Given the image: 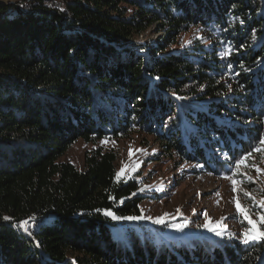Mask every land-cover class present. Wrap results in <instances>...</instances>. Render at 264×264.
Instances as JSON below:
<instances>
[{
    "label": "trees",
    "instance_id": "16d2710c",
    "mask_svg": "<svg viewBox=\"0 0 264 264\" xmlns=\"http://www.w3.org/2000/svg\"><path fill=\"white\" fill-rule=\"evenodd\" d=\"M52 1L0 5V264H264V240L164 242L141 205L168 193L121 175L114 151L62 161L78 139L133 135L193 176L259 159L264 0Z\"/></svg>",
    "mask_w": 264,
    "mask_h": 264
},
{
    "label": "rangeland",
    "instance_id": "374dc122",
    "mask_svg": "<svg viewBox=\"0 0 264 264\" xmlns=\"http://www.w3.org/2000/svg\"><path fill=\"white\" fill-rule=\"evenodd\" d=\"M29 1L31 0H8L10 4H22L23 8H27ZM159 37L161 33H157L152 27L136 35L134 43H152ZM147 140L141 135H133L128 139L99 141L95 145L78 139L70 146L62 161H69L83 169L86 153L95 147H104L117 154V167L121 175H140V179L145 182L144 191L147 194L167 192L168 197L160 201H145L141 205L142 222L151 226L169 223L166 236H161L164 242L194 237L199 229L211 237L236 234L243 238L245 230L250 226L237 212V198L242 207L251 210V219L256 222L250 235L264 232V224L259 222L256 215L264 214V208L259 206L260 201L264 200V171H256V167L264 170V145L260 158L242 164L233 176L215 177L193 176L189 172L192 170L191 165L176 164L168 160L159 153L155 143ZM233 180L236 181V191H233ZM209 219L212 222L210 226L216 228L221 235L203 227ZM158 220L162 222L158 223Z\"/></svg>",
    "mask_w": 264,
    "mask_h": 264
},
{
    "label": "snow or ice",
    "instance_id": "6c2138e0",
    "mask_svg": "<svg viewBox=\"0 0 264 264\" xmlns=\"http://www.w3.org/2000/svg\"><path fill=\"white\" fill-rule=\"evenodd\" d=\"M226 54H227V53H226ZM259 143H260L261 145H264V139H261V140L259 141ZM254 151H256V152H260L261 149H260L259 147H256V148H254ZM251 155H252V152L250 151V152L247 154V156H245V157H243V158H241V159H238V160L236 161V168H237V170H239L240 166H241L242 164H244L245 161L248 159V157H250ZM254 167H255V166H254ZM256 171H257V172H260V171H264V170L260 169L259 167H256ZM118 175H119V174H118ZM229 179H231V178H229ZM249 179H251V177H249ZM232 182H233V185H234V187H233V191H236V188H235L236 181L233 180ZM245 195H249V196H250L249 193H245ZM259 206H260L261 208H264V200L260 201V205H259ZM236 208H237V212L240 213V215L243 217L244 221H246L247 224L250 226L248 229L245 230V232H244V234H243V242L247 244V243H249L250 241L264 240V232H260L259 235H250V233L254 230V225H255L256 222L253 221V220L251 219V210H250L249 208H244V207H242L241 204L239 203V199H238V198H237V200H236ZM106 215H110V216H111V215H113V214H112L111 212H108V213H106ZM256 215L258 216L259 222H260L261 224H264V214L257 213ZM205 216H207V213H205ZM113 218H115V217H113ZM5 219H8V218L5 217ZM157 222L160 223V222H162V220H158ZM25 223H26V222H25ZM211 223H212V222H211V220L209 219V220H207V221L205 222V224L203 225V227L208 228L210 231H214V232H216L217 235H221V233H220L216 228H212V227L210 226Z\"/></svg>",
    "mask_w": 264,
    "mask_h": 264
},
{
    "label": "built area",
    "instance_id": "2783aa9c",
    "mask_svg": "<svg viewBox=\"0 0 264 264\" xmlns=\"http://www.w3.org/2000/svg\"><path fill=\"white\" fill-rule=\"evenodd\" d=\"M9 1H11V0H9ZM8 4H10L9 2H8V0H0V5H8ZM51 6H52V8H54V9H56V10H59V11H64V4L62 3V0H61V2L59 1V0H53L52 2H51ZM23 10H26V8H23Z\"/></svg>",
    "mask_w": 264,
    "mask_h": 264
}]
</instances>
